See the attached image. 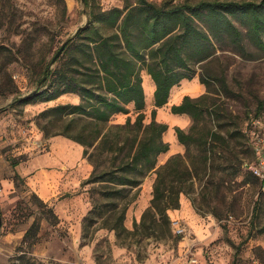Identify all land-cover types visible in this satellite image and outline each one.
Wrapping results in <instances>:
<instances>
[{"label":"rangeland","instance_id":"1","mask_svg":"<svg viewBox=\"0 0 264 264\" xmlns=\"http://www.w3.org/2000/svg\"><path fill=\"white\" fill-rule=\"evenodd\" d=\"M137 1L89 0L86 6V0H0V84L7 81V72L15 86L13 92L0 95V264H264V191L247 167L248 163L259 165L258 150L264 156V28L255 30L249 13L221 11V20L231 21L240 34L221 24L223 21L200 22L198 27L210 41L196 35L189 48L192 57L186 74L193 76L189 80L209 83L208 88L203 84L205 91L199 96L210 90L203 103L211 115L205 112L199 127L217 124L227 139L222 144L216 142L222 146L210 154L211 165L206 172L198 158L203 146L193 145L189 151L183 145L180 153L196 161V177L184 184L180 207L183 198L189 199L207 224H195L200 237L184 219L170 215V232L165 226L146 234L142 228H135L150 206L155 173L126 199L117 201L114 208L113 200L93 191L94 184L84 183L93 169L87 158L79 155L69 166L49 163L57 139L79 143L57 134L59 124L41 113L59 104L80 103L79 92H68L51 101L15 102L37 89L52 90L56 75L45 76L46 69L51 72L67 62L73 65L74 56L87 59L84 50H88L89 34L75 35L91 19L94 24L92 12L124 8ZM148 1L169 8L262 0ZM259 15L264 18V8ZM176 24L171 21V26ZM99 25L102 33L111 32ZM73 38L69 50L52 64L62 44ZM201 45L210 56L200 62L205 53H201ZM141 74L144 91L149 94L153 79L145 81L146 69ZM129 108V114L115 115L111 123H124L129 116L134 121V105ZM153 108V103L145 107L146 123L152 119ZM193 124L191 118L184 130L189 131ZM165 161L160 155L158 164ZM86 164L88 170L84 169ZM44 170L62 172L59 187L49 200L40 195L39 184L36 186L37 174ZM96 203L104 205L102 211H92ZM123 212L124 231L110 228ZM176 225L185 233H176Z\"/></svg>","mask_w":264,"mask_h":264},{"label":"trees","instance_id":"2","mask_svg":"<svg viewBox=\"0 0 264 264\" xmlns=\"http://www.w3.org/2000/svg\"><path fill=\"white\" fill-rule=\"evenodd\" d=\"M88 4L89 0H86V6ZM263 8L264 0L259 3L201 2L194 7L181 5L169 8L148 0H138L135 5L127 4L124 8L113 7L97 14L92 12L94 24L91 19L75 35V38H79L83 33L89 34L88 50H84L87 59L74 56L73 65L67 62L51 72L46 69L45 76L56 75L51 82V87L54 86L52 90L37 89L15 102L51 101L68 92H79L80 103L59 104L43 111L41 116L49 115V120L60 126L57 134L84 147L83 156L93 166L91 175L84 183L94 184L93 191H98L103 199L113 200L110 203L116 208L117 201L126 199L148 175L155 173L150 206L135 228H142L146 234L147 230L155 233L165 226L170 232L168 211L180 207L184 184L193 182L196 177V161L178 153L158 164L159 156L169 151L170 144L164 140L169 126L156 120L157 108L168 104L175 85L193 77L186 74L187 62L192 57L189 48L193 36L200 35L201 40L210 41L204 30L198 27L200 22L205 24L209 19L214 23L223 21L221 24L240 34L231 21L221 20V11L242 10L251 15L253 26L259 31L264 28V18L259 15V10ZM187 9L194 13L187 14ZM171 21H175L179 28L177 24L171 26ZM99 24L111 32L102 33ZM209 28L213 31V26ZM75 38L67 42L56 62L69 50ZM201 46L200 51L204 53L206 49ZM209 56L210 53L205 52L199 61ZM143 69L147 70L156 85L149 123L145 122ZM6 74L8 78L0 84V95L13 92L15 88L11 75ZM201 83L208 88L209 83L204 79ZM209 92L195 98L186 95L179 105L171 108L174 114H187L195 121L189 131L180 127H176L175 131L178 141L189 151L193 145L204 147L198 158L205 172L211 165L210 154L222 146L216 142H227L219 125L204 124L202 128L199 127L198 122L204 118L205 112L211 115L203 103ZM130 104L134 105L136 119L133 121L129 116L124 123H111L115 115L129 114ZM258 202L259 199L256 205ZM102 206L96 203L92 211H102ZM123 219L124 212L110 228L124 231Z\"/></svg>","mask_w":264,"mask_h":264},{"label":"crops","instance_id":"3","mask_svg":"<svg viewBox=\"0 0 264 264\" xmlns=\"http://www.w3.org/2000/svg\"><path fill=\"white\" fill-rule=\"evenodd\" d=\"M150 75L147 72V77H145V81H151ZM142 78H144L142 76ZM153 82L152 87H150L149 94L146 93V105L148 103H153L154 106V92L156 89L155 82ZM205 91V86L197 79L189 80L186 79L182 81L179 85H175L171 89V94L169 98V102L167 105L157 108L156 113V120L162 123H166L169 128L165 132L164 138L165 141L170 144L169 151L167 153H164V161L167 160L170 156L178 153L183 152V144H181L178 141L175 128L180 127L182 129L188 128L191 124V118L187 114H174L171 111V108L173 105H179L184 97L186 95H189L191 97H197L200 94H202ZM118 115H127L120 113ZM55 153H53V156L49 158V163L51 165L59 166V165H72L77 157L83 156L84 148L81 144H71L68 140L64 138H59L55 142ZM85 159V157L83 156ZM48 160H45L44 162H47ZM88 165L86 164L84 168L85 170H88ZM93 170V169H92ZM81 172V171H79ZM92 173V171H91ZM91 175V174H90ZM62 178V172H59L57 170H44L43 172H40L37 174L36 177V186L39 184L40 188V195L46 199L49 200L57 191L59 187L60 180ZM89 178V177H88ZM170 216H176L181 217L184 219L188 226L191 228L190 230L193 231L198 237H200L195 230V224H204L206 223L202 222L200 217L197 215V213L194 211L193 206L189 199L183 198L181 200V207L179 209L171 210L169 212ZM207 229L205 232L201 235L204 236L206 234Z\"/></svg>","mask_w":264,"mask_h":264},{"label":"built area","instance_id":"4","mask_svg":"<svg viewBox=\"0 0 264 264\" xmlns=\"http://www.w3.org/2000/svg\"><path fill=\"white\" fill-rule=\"evenodd\" d=\"M258 155L260 158L259 165L254 164H247V167L254 173V175L259 179L260 181V189L264 191V156L260 155V150H258ZM175 228L176 233L178 234H184L185 229L181 225H176Z\"/></svg>","mask_w":264,"mask_h":264},{"label":"water","instance_id":"5","mask_svg":"<svg viewBox=\"0 0 264 264\" xmlns=\"http://www.w3.org/2000/svg\"><path fill=\"white\" fill-rule=\"evenodd\" d=\"M82 28H83V27H80V28L77 30V32H80V31L82 30ZM77 32H76V33H77ZM67 42H68V41L64 42V43L62 44V46L60 47V49L58 50V52L55 54V56L53 57V59H52V61H51L52 64H54V63L56 62L57 58L62 54L63 50L65 49V47H66V45H67ZM1 225H2V223H1V214H0V229H1Z\"/></svg>","mask_w":264,"mask_h":264},{"label":"bare ground","instance_id":"6","mask_svg":"<svg viewBox=\"0 0 264 264\" xmlns=\"http://www.w3.org/2000/svg\"><path fill=\"white\" fill-rule=\"evenodd\" d=\"M69 2H70V3H72V2H73V0H69ZM72 6H73V5H72Z\"/></svg>","mask_w":264,"mask_h":264}]
</instances>
